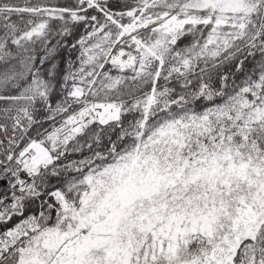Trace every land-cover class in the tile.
Masks as SVG:
<instances>
[{"label": "snow or ice", "instance_id": "1", "mask_svg": "<svg viewBox=\"0 0 264 264\" xmlns=\"http://www.w3.org/2000/svg\"><path fill=\"white\" fill-rule=\"evenodd\" d=\"M0 264H264V0H0Z\"/></svg>", "mask_w": 264, "mask_h": 264}]
</instances>
